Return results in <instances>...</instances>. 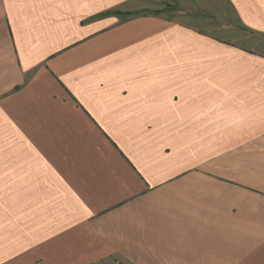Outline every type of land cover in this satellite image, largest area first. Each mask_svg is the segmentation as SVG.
Returning a JSON list of instances; mask_svg holds the SVG:
<instances>
[{"label":"crops","instance_id":"1","mask_svg":"<svg viewBox=\"0 0 264 264\" xmlns=\"http://www.w3.org/2000/svg\"><path fill=\"white\" fill-rule=\"evenodd\" d=\"M264 0H0V264H264Z\"/></svg>","mask_w":264,"mask_h":264},{"label":"rangeland","instance_id":"2","mask_svg":"<svg viewBox=\"0 0 264 264\" xmlns=\"http://www.w3.org/2000/svg\"><path fill=\"white\" fill-rule=\"evenodd\" d=\"M249 42L256 50L264 53V35H249Z\"/></svg>","mask_w":264,"mask_h":264},{"label":"snow or ice","instance_id":"3","mask_svg":"<svg viewBox=\"0 0 264 264\" xmlns=\"http://www.w3.org/2000/svg\"><path fill=\"white\" fill-rule=\"evenodd\" d=\"M12 264H15V261H13Z\"/></svg>","mask_w":264,"mask_h":264}]
</instances>
